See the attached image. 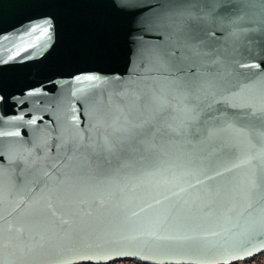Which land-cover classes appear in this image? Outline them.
Wrapping results in <instances>:
<instances>
[{
	"label": "water",
	"instance_id": "1",
	"mask_svg": "<svg viewBox=\"0 0 264 264\" xmlns=\"http://www.w3.org/2000/svg\"><path fill=\"white\" fill-rule=\"evenodd\" d=\"M262 254L264 0H0V264Z\"/></svg>",
	"mask_w": 264,
	"mask_h": 264
},
{
	"label": "built area",
	"instance_id": "2",
	"mask_svg": "<svg viewBox=\"0 0 264 264\" xmlns=\"http://www.w3.org/2000/svg\"><path fill=\"white\" fill-rule=\"evenodd\" d=\"M256 257L253 259L247 260V261L236 263V264H264V258L263 259H257ZM107 264H142V263H139V262H136L133 260H121V261H113V262H110Z\"/></svg>",
	"mask_w": 264,
	"mask_h": 264
},
{
	"label": "snow or ice",
	"instance_id": "3",
	"mask_svg": "<svg viewBox=\"0 0 264 264\" xmlns=\"http://www.w3.org/2000/svg\"><path fill=\"white\" fill-rule=\"evenodd\" d=\"M43 31H44V34H47L48 33V29L47 28H44ZM89 79H92V77H89Z\"/></svg>",
	"mask_w": 264,
	"mask_h": 264
},
{
	"label": "rangeland",
	"instance_id": "4",
	"mask_svg": "<svg viewBox=\"0 0 264 264\" xmlns=\"http://www.w3.org/2000/svg\"><path fill=\"white\" fill-rule=\"evenodd\" d=\"M257 259H263L264 258V254L260 255L259 257H256Z\"/></svg>",
	"mask_w": 264,
	"mask_h": 264
}]
</instances>
